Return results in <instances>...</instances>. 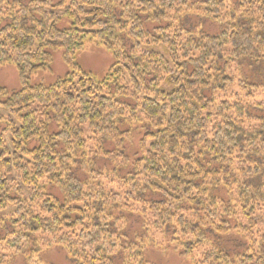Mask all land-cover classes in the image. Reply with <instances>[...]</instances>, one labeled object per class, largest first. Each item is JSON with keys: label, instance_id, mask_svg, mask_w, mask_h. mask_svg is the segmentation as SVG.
<instances>
[{"label": "trees", "instance_id": "16d2710c", "mask_svg": "<svg viewBox=\"0 0 264 264\" xmlns=\"http://www.w3.org/2000/svg\"><path fill=\"white\" fill-rule=\"evenodd\" d=\"M0 22V68L21 85L0 86L8 250L46 235L79 264H129V211L194 264H264V0H0ZM90 42L114 58L101 80L77 63ZM58 51L69 71L32 85ZM231 234L245 252L212 241Z\"/></svg>", "mask_w": 264, "mask_h": 264}, {"label": "rangeland", "instance_id": "374dc122", "mask_svg": "<svg viewBox=\"0 0 264 264\" xmlns=\"http://www.w3.org/2000/svg\"><path fill=\"white\" fill-rule=\"evenodd\" d=\"M57 2L59 0H51ZM201 1V0H192ZM70 22L66 20L61 25L62 28L68 27ZM4 24L0 22V28ZM185 27L190 29H196L197 31L202 29V32L213 35L218 33L219 28L210 20H201L194 16H191ZM77 63L81 68L92 74L97 80H101L107 74L108 70L114 63V58L111 52L107 51L105 47L98 45L97 43H87L84 50L77 55ZM68 68L63 62V53L61 51L55 52L53 56V63L50 70L38 73L31 77L30 83L32 85L42 84L50 86L54 84L59 78L63 77ZM0 86L8 89L10 92H16L21 89L17 68L13 65H7L0 68ZM142 134L140 131L134 133L127 141V148L132 153L138 150V142L141 139ZM106 160V159H105ZM107 161V162H106ZM102 161L101 165H104L106 172H112L115 167L120 165L119 160ZM118 162V163H117ZM122 173H126L123 171ZM111 174V173H110ZM122 175V174H121ZM56 192L53 194L59 198H62V194L58 188H54ZM53 192V191H52ZM137 211L141 210L136 207ZM139 213H132L124 211L125 220L122 222V229L125 232V238L127 246L129 244H135L136 246H142V256L138 260L133 257L129 259V264H194L193 259H199L196 255L183 257L181 256L171 245H169L170 237L155 228L151 221L143 219ZM6 225L0 222V239L4 241L0 246V264H79L78 261L73 260L68 252L62 246L53 245L52 243H46L43 240L46 235L40 236L37 240L33 239L27 245L21 247L15 246L8 250L7 242L4 240V231L2 228ZM263 235V234H262ZM261 234H253L251 238L252 242L260 243L263 239ZM36 236V235H35ZM38 236V235H37ZM36 236V238H37ZM223 237L219 238L222 239ZM212 239L215 244L226 248L230 253L240 252L246 250L248 247L247 242L241 238L240 235L231 234L222 240ZM125 242V243H126ZM4 246V248H3ZM238 247V248H237ZM135 251V250H134ZM136 254V252H132ZM124 252L121 251L117 264H120V259ZM2 257L6 259L3 260ZM142 259V260H141ZM3 260V261H2Z\"/></svg>", "mask_w": 264, "mask_h": 264}]
</instances>
